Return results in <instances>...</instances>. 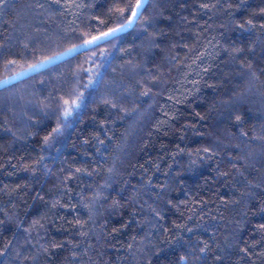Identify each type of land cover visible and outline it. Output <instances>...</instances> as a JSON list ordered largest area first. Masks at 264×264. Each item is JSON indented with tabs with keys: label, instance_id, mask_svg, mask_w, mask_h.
<instances>
[{
	"label": "trees",
	"instance_id": "16d2710c",
	"mask_svg": "<svg viewBox=\"0 0 264 264\" xmlns=\"http://www.w3.org/2000/svg\"><path fill=\"white\" fill-rule=\"evenodd\" d=\"M137 2L0 4V264H264V0H147L14 77Z\"/></svg>",
	"mask_w": 264,
	"mask_h": 264
},
{
	"label": "snow or ice",
	"instance_id": "6c2138e0",
	"mask_svg": "<svg viewBox=\"0 0 264 264\" xmlns=\"http://www.w3.org/2000/svg\"><path fill=\"white\" fill-rule=\"evenodd\" d=\"M5 2H6V0H0V4H3ZM146 3H147V0H139V2H137L134 6H132V8L128 9L129 18L126 19L124 24H122L116 28H112L108 32H104L99 36H93L91 39L85 40L83 44L75 45L72 48L66 49L64 52L56 53L53 56L47 57L46 59L38 61L35 64H30V65H28L27 68H22L18 73H16L15 74L16 78L22 77L25 72H35L38 69H40L41 67H43L47 64H50L53 61L60 59L61 57L70 56L73 53L78 52V50L81 48L96 47V46H99L103 42H108L110 39L115 38L117 33L123 32L126 28L131 27L132 24L140 18V16L142 15V10L144 9V5ZM262 11H264V10H262ZM120 14L122 15L123 11H121ZM247 24H248L250 29L255 27L252 20H248ZM240 27L243 28L244 26L240 25ZM261 27H264V25H262ZM5 48H6L5 45L0 44V58L3 57ZM8 63L14 65L16 63V61L15 60H9ZM93 82L94 81L90 80L89 83H93ZM4 83H6V81L0 80V85H2ZM145 95H147V93H145ZM64 104H65V108H64V111L62 113V117L66 121L68 119V117H70L73 114L74 109L80 107V104L76 101H73L71 106H68V101H65ZM237 119H239V117H237ZM60 131H61L60 127L54 129V132H56L57 134H59ZM48 143H49L48 138H45V144H48ZM77 171H79V170L77 169ZM201 251L203 252L204 250L201 249ZM193 255H195V252H193ZM183 259H186V258H182V260ZM218 259H219V257H218Z\"/></svg>",
	"mask_w": 264,
	"mask_h": 264
},
{
	"label": "rangeland",
	"instance_id": "374dc122",
	"mask_svg": "<svg viewBox=\"0 0 264 264\" xmlns=\"http://www.w3.org/2000/svg\"><path fill=\"white\" fill-rule=\"evenodd\" d=\"M25 73H27V72H25ZM14 77H16V75Z\"/></svg>",
	"mask_w": 264,
	"mask_h": 264
}]
</instances>
